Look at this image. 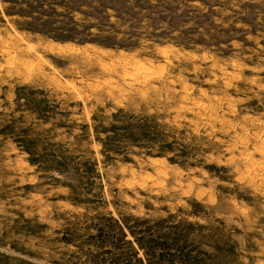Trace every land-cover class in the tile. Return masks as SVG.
<instances>
[{"label": "rangeland", "instance_id": "rangeland-1", "mask_svg": "<svg viewBox=\"0 0 264 264\" xmlns=\"http://www.w3.org/2000/svg\"><path fill=\"white\" fill-rule=\"evenodd\" d=\"M0 264H264V0H0Z\"/></svg>", "mask_w": 264, "mask_h": 264}]
</instances>
